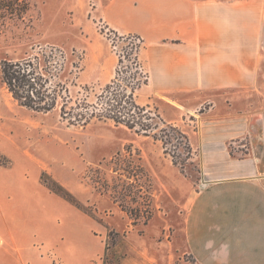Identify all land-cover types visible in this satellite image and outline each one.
Segmentation results:
<instances>
[{
	"label": "crops",
	"instance_id": "0c3cea01",
	"mask_svg": "<svg viewBox=\"0 0 264 264\" xmlns=\"http://www.w3.org/2000/svg\"><path fill=\"white\" fill-rule=\"evenodd\" d=\"M97 18L121 35L142 37L149 82L137 97L180 108L165 115L168 123L181 127L180 118L205 108L198 134H188L200 155V182L176 166L164 172L151 219L132 226L122 217L115 264H264V108L250 103L264 88V0H109ZM92 59L102 67L97 81L115 76L118 55ZM245 138L248 152L232 154L230 143ZM15 171L0 170V250L9 254L0 264H104L107 218L66 201L40 184L38 174L36 186L62 210L23 217L15 198L26 196L31 204L32 197L20 190L27 179L20 182Z\"/></svg>",
	"mask_w": 264,
	"mask_h": 264
},
{
	"label": "rangeland",
	"instance_id": "374dc122",
	"mask_svg": "<svg viewBox=\"0 0 264 264\" xmlns=\"http://www.w3.org/2000/svg\"><path fill=\"white\" fill-rule=\"evenodd\" d=\"M107 1L109 0H32V6L23 20L0 26V62L4 59L28 58L43 49H49L51 45L59 46L69 57L61 80L70 86L73 93L79 88L74 87L71 81L89 84L93 89L91 99H94L113 77L108 75L96 80L98 70L102 67L98 61L94 64L93 55L106 52L119 56L129 52L126 41L121 40L105 22L97 18L98 8H102ZM102 35L110 37V41L107 42ZM73 49L84 55V69L81 72L73 65V61H78ZM103 60L102 55L99 61L104 63ZM95 66L97 68L94 69ZM87 67L88 71L84 73ZM256 93L250 96V103L256 111H262L264 88L263 93ZM137 99L142 105L156 107L165 119V115L175 116L181 110L165 101L152 100L145 103L140 94ZM204 110L203 107L196 115L188 114L180 118L179 124L190 136L196 131L198 134L200 127L196 120ZM193 140L202 141L201 136ZM11 146L18 148V151L13 152ZM249 146V138L230 143L231 152L238 156H244ZM168 147L175 149L171 144ZM176 153L184 158L186 156L183 148L176 149ZM193 162L194 164H190L188 161L182 171L165 152L160 140L124 125H117L112 120H95L87 126H75L63 120L58 109L42 112L22 106L12 97L0 78V170L15 167V173L20 175V182H23V178L27 179L24 182L26 187H21L20 190L27 191L32 197V203L27 202L30 199L26 196H17L15 200L21 214L34 219L60 213L62 209L58 204L35 184L36 174L40 176L38 181L44 186L43 173L48 180L54 178L80 204L81 207L78 208L100 221L107 218L109 231L106 238L108 248L103 256L105 264H115L118 260L119 254L115 247L122 232L117 229L123 231L126 228L122 217L131 220L133 217L121 208V203L134 208L141 207L140 212L134 210L133 214L138 217L136 223L143 226L156 211L155 192L160 189V178L164 172L177 171L178 168L195 184L200 182L202 169L198 153ZM129 185L142 191L140 196L143 197L137 194L139 204L129 196L119 198L123 202H118L119 194L115 193L114 188L117 187L119 191L123 188L120 192H125L124 187ZM146 201H150L149 206L145 204ZM114 206L117 207L115 214L118 215L111 217L110 215H115L112 212ZM148 215L151 216L147 218ZM131 225L133 226V220ZM126 233L127 231L124 232ZM8 256L9 254L0 250L1 263H5Z\"/></svg>",
	"mask_w": 264,
	"mask_h": 264
},
{
	"label": "trees",
	"instance_id": "16d2710c",
	"mask_svg": "<svg viewBox=\"0 0 264 264\" xmlns=\"http://www.w3.org/2000/svg\"><path fill=\"white\" fill-rule=\"evenodd\" d=\"M31 6L32 0H0V26L4 27L10 22L23 20ZM114 32L121 40L126 41L129 52L119 54L115 76L101 93L95 95L94 99H91L93 89L89 84L71 81L74 87L79 88L73 93L70 86L61 80L69 57L63 48L55 45L28 58L2 60L0 78L20 105L42 112L58 109L61 118L70 125L87 126L95 120H112L117 125H124L138 133L160 140L165 152L172 157L173 163L184 171L188 161L194 164L193 159L197 153L188 133L179 125L168 123L156 107L153 108L149 104L142 105L137 99L138 90L149 82V74L140 59L144 40L138 34L120 35ZM73 54L78 58V61H73V65L77 71H83L84 55L78 53L76 49H73ZM169 144L175 149H170ZM180 148L185 151V158L176 153V149ZM42 181L50 190L81 207L72 199L71 193L54 178L48 180L43 173ZM114 191L119 194L118 202H123L121 199L129 196L139 204L138 196L143 197L140 196L142 191L134 189L132 185L124 187L125 192H120L117 187ZM149 202L146 201L145 204L149 206ZM121 208L133 216V225H137L138 217L134 216L133 211L138 213L142 210L141 207L134 208L121 203ZM150 216L148 215L147 218ZM107 248L108 246L106 252Z\"/></svg>",
	"mask_w": 264,
	"mask_h": 264
}]
</instances>
